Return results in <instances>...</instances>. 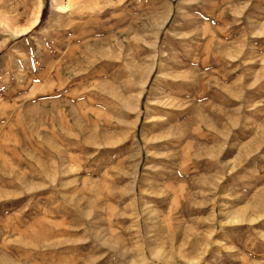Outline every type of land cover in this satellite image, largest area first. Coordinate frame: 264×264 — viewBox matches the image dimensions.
I'll return each mask as SVG.
<instances>
[{
	"label": "rangeland",
	"instance_id": "1",
	"mask_svg": "<svg viewBox=\"0 0 264 264\" xmlns=\"http://www.w3.org/2000/svg\"><path fill=\"white\" fill-rule=\"evenodd\" d=\"M0 264H264V0H0Z\"/></svg>",
	"mask_w": 264,
	"mask_h": 264
}]
</instances>
